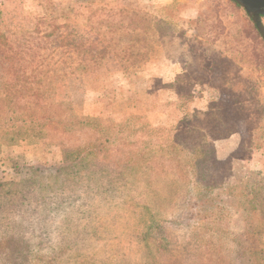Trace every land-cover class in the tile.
<instances>
[{
	"label": "rangeland",
	"instance_id": "1",
	"mask_svg": "<svg viewBox=\"0 0 264 264\" xmlns=\"http://www.w3.org/2000/svg\"><path fill=\"white\" fill-rule=\"evenodd\" d=\"M88 2L89 7L83 8L77 0H0V119L11 116L13 108L27 114L40 105L43 108L37 115L41 123L46 121L41 113L49 102L43 95L46 84L55 90L58 102L68 101L77 115H84V97L90 93L86 83L100 87L108 74L120 77L124 72L96 69L77 77L70 69L95 67L96 62L117 69L122 59L138 65L150 58V51L145 52L141 45L145 35L138 30L128 34L131 44L124 51H106L95 62L94 57L81 55L85 60L81 63L79 51L100 52L104 46L90 29L89 20L104 21L107 16L120 19L122 15H145L154 20L164 15L149 0ZM220 7L226 18L224 37L231 45L237 41L239 52L243 51L235 63L238 69L231 67L229 73L244 76L248 84L256 86L251 91L256 100L258 95L264 97V39L258 36L243 6L237 8L221 0ZM60 16H68L64 25L70 35L62 32ZM151 25L156 27L157 23ZM160 39L165 56H181L185 67L193 71L205 66L202 56L189 54L191 47L184 37L163 33ZM127 74L142 79V74ZM212 76L217 80L213 72ZM11 83L13 87L6 86ZM116 87L122 88L117 82ZM198 87L211 97L219 95L214 87ZM9 104L13 107H7ZM58 114L61 117L63 113ZM60 124L56 119L40 126L21 123L0 127V182L27 177L33 163H42L46 173H55L56 164L63 159L61 139L74 144L90 136L68 138V127ZM240 127L249 133L246 121H241ZM111 151L97 161L95 171L102 177L68 183L74 190L79 182V191L65 192V197L57 191L42 192L24 202L20 198L0 201V264H264V242L252 247L239 242L234 233L224 229L221 222L227 215L223 217L219 209L213 219L205 217L211 209L209 201L204 190L197 191L188 183L185 159L159 158L151 161L157 163L153 167L146 150L144 155L133 156L138 166L134 168L129 166L128 153L125 159V152ZM115 164L117 169L110 168ZM112 175L115 177L108 180ZM198 203L201 211L195 207ZM230 212L234 229L246 227L238 209Z\"/></svg>",
	"mask_w": 264,
	"mask_h": 264
},
{
	"label": "trees",
	"instance_id": "2",
	"mask_svg": "<svg viewBox=\"0 0 264 264\" xmlns=\"http://www.w3.org/2000/svg\"><path fill=\"white\" fill-rule=\"evenodd\" d=\"M227 1L242 8L236 0ZM149 2L156 3L155 6L164 15L160 14L154 20L145 15L89 20L90 29L101 37L104 46L100 52L89 51L91 49L79 51L78 59L82 58L81 55H88L94 57L95 62L96 58L102 59L106 51H124L131 44L127 39L128 34L139 30L145 35L141 43L145 52H149L158 42L160 32L172 37L178 35L189 43L190 55L202 56L205 66L193 71L185 67L186 61L182 59L185 71L170 72L168 78L171 80L162 76L148 88L150 78L155 75L159 77V74L136 70L142 64L129 65L122 59L126 70L120 72H124V76L112 77L108 74L105 83L98 87L94 107L102 109L99 114L85 112L84 115H77L70 102H58L52 86L44 85V90L45 86L47 89L43 95L47 96L49 102L41 113L46 121L41 123L39 120L37 110L43 107L36 105V109L27 114L13 108L11 116L0 119V127L21 123L40 126L57 119L62 127H68L66 137L90 136L86 140L77 139L74 144L69 139H61L59 145L63 159L56 164L55 173H46L42 163H33L29 165L31 172L27 177L18 182H0V201L8 203L20 198L24 202L42 192L52 194L57 191L63 192L62 196L65 197V192L79 191L81 188L80 183L75 182L74 190L70 189L67 185L72 180L102 177V173L95 171L97 161L112 152V148L125 152V159L128 153L129 166L134 168L138 166L137 161L132 160L133 156L144 155L148 150L150 162L159 158L185 159L190 175L188 183L197 191L204 190L209 201L211 209L206 211L205 217L213 219L217 209L221 210L223 217L224 213L227 215V219L222 218L221 222L225 224L224 229H229L231 235L234 233L239 242H245L250 247L259 246L256 242H264V172L250 169L243 160L255 150L264 148V97L258 95L256 100L252 96L256 86L248 84L244 76L229 73L231 67L238 69L235 63L240 60V52L243 51L239 52L237 41L231 45L223 35L226 18H223L221 0H206L199 4ZM67 17L60 16L58 20L63 23L62 32L70 35L64 25ZM153 21L157 23L156 27L151 25ZM253 26L258 31L256 25ZM257 33L260 37L259 31ZM76 48L80 49L78 45ZM84 61L82 58L81 63ZM95 64L91 68L80 66L70 70L72 74L82 75L104 65L100 62ZM214 68L221 69L218 81L213 80ZM127 73L142 74V79ZM116 82L122 88L116 87ZM195 84H210L220 94L209 98L203 91H194ZM6 86L13 87L12 83ZM64 105L67 109L63 108ZM7 107L13 106L9 104ZM145 108L147 111H161L163 116L151 121L144 113ZM59 112L63 113L61 117ZM241 121L247 122L248 135L242 138L239 147L227 158L219 159L216 156V140L238 131ZM1 146L0 142V150ZM156 164L151 162L153 167ZM118 167L117 164L110 166L112 169ZM114 177L112 175L108 180ZM195 207L201 211L199 203ZM232 208L239 210L241 223L246 225L243 229L232 226Z\"/></svg>",
	"mask_w": 264,
	"mask_h": 264
},
{
	"label": "crops",
	"instance_id": "3",
	"mask_svg": "<svg viewBox=\"0 0 264 264\" xmlns=\"http://www.w3.org/2000/svg\"><path fill=\"white\" fill-rule=\"evenodd\" d=\"M180 2V0H153V2H158L160 4H168L170 2ZM97 1H94L93 3H96ZM82 3V4H81ZM81 5L78 6H82L83 8H85L86 6L89 7L90 3L89 2H82L81 1ZM115 18H111L109 16L103 18L102 20H113ZM164 32H160L158 35V42L151 47V49L154 47V50H150V58L146 61V63L140 65V68L138 67L136 70L139 71H143L145 73H149V72H154V73H158L159 77L157 75H155L153 78H150V81H148L149 84L148 88H150L155 82H157V79H162V76L164 77V79H168L171 80V78L169 79V73L173 72V73H177V72H182L185 71L186 69L183 67L182 65V58L177 57V58H169V56H165V53L163 52V46L161 45V39H160V35L163 34ZM167 34V33H166ZM185 40V39H184ZM186 41V40H185ZM187 42V41H186ZM188 43V42H187ZM189 45V43H188ZM120 61V60H119ZM120 66L117 69H110L109 67H106L103 65V67L99 68L97 71H102V72H111L113 70L116 71H125L126 70V65H124V63L122 61H120ZM213 73L216 74L214 81H218L219 79V74L221 73V69L220 68H214L213 69ZM77 77H83L82 75H76ZM152 76V74L150 75ZM175 76V75H174ZM214 78V76H213ZM85 82H87L85 80ZM198 86H201L203 89L206 88H210L213 89V87L210 84H195L194 87V91L201 90L199 89ZM86 87L88 88V90L90 89V93L86 94V96L84 97V104H83V112L85 113H90V114H99L102 109H99L98 107H94V102H95V98L98 95V87H93V86H89L86 83ZM217 93L220 94V92L217 90V88L215 87ZM205 95L209 98H212L211 95H208L207 93H205ZM98 101V99H97ZM144 113L148 116V118L151 121H156L157 119H159L161 116H163V112L161 111H147V109L145 108ZM248 135L247 130L246 129H242L241 127H239L238 131L231 133L230 135H228L227 137L221 138L216 140L215 144H216V156L219 159H225L227 158L232 152H234L240 145L242 138L246 137ZM245 164L252 170H260L262 172H264V148L262 149H258L255 150L254 152H252L248 157H246L244 160Z\"/></svg>",
	"mask_w": 264,
	"mask_h": 264
},
{
	"label": "water",
	"instance_id": "4",
	"mask_svg": "<svg viewBox=\"0 0 264 264\" xmlns=\"http://www.w3.org/2000/svg\"><path fill=\"white\" fill-rule=\"evenodd\" d=\"M244 7L246 12L252 17L259 33L264 39V0H236Z\"/></svg>",
	"mask_w": 264,
	"mask_h": 264
}]
</instances>
